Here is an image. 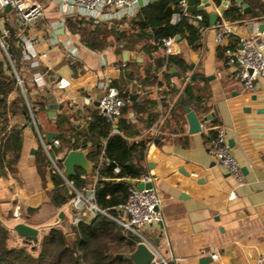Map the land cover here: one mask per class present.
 I'll use <instances>...</instances> for the list:
<instances>
[{
  "label": "crops",
  "instance_id": "0c3cea01",
  "mask_svg": "<svg viewBox=\"0 0 264 264\" xmlns=\"http://www.w3.org/2000/svg\"><path fill=\"white\" fill-rule=\"evenodd\" d=\"M33 1L41 4L45 13L25 32L15 13L0 14L7 20L8 38L12 34L22 36L23 45L25 42L30 51L36 52L34 60L38 62L32 66V61H27L18 72L12 61L17 74L13 69L12 72L16 80L18 76L23 81V88L17 82V87L7 93L10 102L19 88L31 122L27 124L22 116L6 113L3 119L8 121V128L3 133L0 119V153L4 154L0 166V220L15 243L24 244L14 231L20 223L38 229L39 239L51 228L69 232L74 226L71 201L61 208L52 202L51 193L55 189L49 176L42 179L37 154L43 143L51 145L47 133L58 134L56 139L70 137L74 145L85 144L83 151L89 153L82 163L92 179L86 189L93 194L98 179L97 160H101L105 142L88 133V123L99 112L97 104L104 89L113 85L122 94L130 93V99L135 95L131 102L149 104L147 111L139 114L130 105L125 117L132 125L128 142L137 149L146 146L143 160L136 158L135 162L145 168L146 175L154 177L161 200L163 222L140 231L159 256L156 262L259 264L260 258H264V73L254 91H244L226 64L224 48L236 50L241 37L264 35V29L259 30L264 26V0H253V4L244 0L253 9L251 15H245L236 0L246 16L240 21L229 22L220 16L216 26H212L210 14L216 13L221 5L214 0H207L206 10L197 13L208 16V27L187 18L200 28L201 42L198 49H193L186 41L177 40L175 54L181 55L190 71L183 81L172 77L179 88L176 93H167V85L158 83L165 71V67L156 70L157 62L166 56L163 47L146 53L147 41L131 30L132 18L94 24L77 15L69 16L63 0ZM204 1L194 4L190 0L189 6H201ZM224 1L230 6V0ZM176 14L172 17L173 24ZM222 22L232 27L225 45L216 40V29ZM18 45L22 51L20 40ZM8 49L10 52L9 45ZM128 50L141 53L145 62L125 63L122 54ZM0 60L10 64L1 47ZM37 74L42 76L40 85L32 82ZM192 75L194 81L190 79ZM61 81L66 84L63 88ZM187 85H193L199 101L193 99L180 107L177 103ZM187 107L201 120V132L190 133ZM149 113L156 114L157 120L153 121ZM63 118L68 122L60 124ZM20 122L22 146L17 162L11 164L12 173L8 164L16 153L6 138ZM217 126L226 131L228 145L240 166L239 181L209 153ZM65 146L56 157L64 166L63 174L68 171L65 161L73 150ZM17 206L19 219L14 217ZM210 250L217 251L218 260L212 259Z\"/></svg>",
  "mask_w": 264,
  "mask_h": 264
},
{
  "label": "trees",
  "instance_id": "16d2710c",
  "mask_svg": "<svg viewBox=\"0 0 264 264\" xmlns=\"http://www.w3.org/2000/svg\"><path fill=\"white\" fill-rule=\"evenodd\" d=\"M214 1L217 5L223 2V0ZM230 1V6L226 8L223 14L224 20L229 22L244 20L246 16L236 5V0ZM246 1L253 4V0ZM199 2L200 0H191L190 3L199 4ZM181 11L180 0L150 1L147 5L139 8L136 16L130 21L131 30L136 36L147 41L144 47L146 53L152 54L162 48L163 40L166 38H180L179 42L186 41L193 49L200 47L201 30L197 24L187 18H182L176 24L172 23L173 15ZM202 15L203 20L200 25L203 28L208 27V16L204 13ZM19 40V35L15 34L7 38L10 56L18 72L21 65L27 62L22 57V51L18 45ZM150 41H153V43ZM5 61L0 60V96L2 97L0 98V110H2L0 119H2L3 133H6L8 128V121L3 119V115L6 113H12L13 116H22L27 124L31 122L28 106L19 88H17L16 97L10 102L7 100V93L17 87V80L10 64ZM161 67H165L162 79L159 81L157 77L155 78L159 81V85L165 83L168 89L167 93L178 92L177 84L172 83L170 79L178 77L183 81L186 76H189L190 68L187 62L181 55H169L157 62L156 70ZM175 69H180V72L175 73ZM190 79L194 81L193 75ZM122 96L126 101V107L123 108L116 125L100 111L95 112L88 123V133L92 137L105 142L103 160H97L98 163H101V167L95 184L93 202L102 211L114 218L120 217L118 207L128 200L132 188L130 181L140 179L146 175L145 168L135 162L136 158L143 160L146 146L141 145L140 149H137L136 145L128 142L129 129L132 125L125 115L131 107L130 105H132L134 112L139 114L142 110L147 111L149 104L148 101L141 104L137 101L131 102L130 93L122 94ZM193 99L199 101L194 94L193 85H187L182 90V96L177 105L183 107ZM153 105L155 104H150V106ZM153 114L149 113V116L153 118V121H156L157 115ZM67 122L63 118L60 124ZM21 124L20 122L14 125L12 134L6 138L7 141L12 143L16 153L14 159L9 161L8 164L12 173L14 170L11 164L14 165L17 162L22 146L21 132L23 126ZM150 125H152L151 122ZM115 127L119 130V133L113 132ZM59 140L60 146H53L51 150L54 160H56L58 153L66 147L65 144L69 148L74 147L70 137L60 136ZM86 147L85 144L82 145V148ZM3 159L4 154L0 153V166L4 162ZM108 161L109 164H107ZM56 164L63 171L64 166L59 160H56ZM37 167L42 179L45 180L46 176L50 177L55 189L51 193V199L59 208L69 203L74 197V193L66 180L79 190L87 188L92 180L83 165H76L72 170L66 171L64 173L65 180L52 166L43 148L37 154ZM116 167L120 168L118 173L115 172ZM1 173L5 174L3 169ZM71 234H74V237L69 239L68 236ZM15 242L16 240L12 237L10 230L0 220V264H135L125 257L120 258L118 256L134 252L140 239L135 234L126 231L115 220L99 213L89 222L72 226L70 232L58 227L51 228L47 234L39 239L37 244L24 242V244L17 246ZM29 248H31V251ZM153 264L164 263L159 261Z\"/></svg>",
  "mask_w": 264,
  "mask_h": 264
},
{
  "label": "built area",
  "instance_id": "2783aa9c",
  "mask_svg": "<svg viewBox=\"0 0 264 264\" xmlns=\"http://www.w3.org/2000/svg\"><path fill=\"white\" fill-rule=\"evenodd\" d=\"M143 5H147L150 0H142ZM190 0H180L182 11L176 14L174 23L179 22L182 18H189L194 21H202L203 15L188 12ZM64 5L69 9V16L77 15L94 24L103 21L113 22L116 19L133 18L136 16L140 8L139 0H63ZM10 6L11 12L15 13L18 24L25 32L30 29L32 24L41 19L45 13L44 7L33 0H0V14L5 12V8ZM65 21V20H64ZM5 17H0V47L4 50L12 69L17 74L13 65L10 52L8 49L7 38L10 35V30L6 24ZM232 34V27L227 22L218 24L216 29V40L219 44L225 45L228 37ZM22 36L20 44L23 45ZM176 38H166L163 40V49L166 56L175 55L176 53ZM22 47V46H21ZM226 64L232 70L234 80L243 88L244 91L252 92L255 90L257 82L264 73V35L259 37L244 36L239 39V49H231L225 46ZM22 55L24 60L32 61V66H37L38 62L34 60L37 56L36 52L30 51L27 44L24 42L22 47ZM175 82L174 78L170 80ZM17 82L23 88V81L17 76ZM32 82L36 85L42 83V76L35 75ZM65 83L61 81L60 87H65ZM126 107V101L120 90L111 85L104 89V92L99 101V111L114 125L117 124L123 108ZM32 112V110H31ZM114 133H119L115 127ZM53 146H60V140L55 139L53 145L43 143V148L48 155L52 166L64 177L63 172L56 164V160L51 155ZM72 151L82 152L81 144H75ZM209 153L215 158L219 165L236 180H241L240 166L231 152L226 138V131L222 126H217L215 134L210 140ZM103 160V154L101 161ZM109 164V161L107 162ZM101 163L97 164L96 175L98 177ZM120 171L119 167L115 168V172ZM66 180V179H65ZM74 197L71 200V207L74 210L73 225L78 226L81 223L89 222L99 213L110 217L120 224L126 231H129L140 238V242H145L140 231L147 226L163 222L164 215L160 208L161 200L158 191L155 187V179L151 175H145L137 182L143 184H152L150 189L139 190L136 187L130 189L128 200L125 204L118 207L120 217H111L106 212L102 211L94 202L93 194L88 195L86 188L77 189L74 185L66 180ZM14 217L20 218V207L17 206L14 211ZM146 243V242H145ZM147 244V243H146ZM210 256L213 260H218L217 251L210 250ZM164 263V262H163ZM165 264V263H164ZM259 264H264V258H260Z\"/></svg>",
  "mask_w": 264,
  "mask_h": 264
},
{
  "label": "water",
  "instance_id": "95a60500",
  "mask_svg": "<svg viewBox=\"0 0 264 264\" xmlns=\"http://www.w3.org/2000/svg\"><path fill=\"white\" fill-rule=\"evenodd\" d=\"M150 1L157 2L159 0H150ZM237 3L242 7L243 13L245 15L253 14V9L244 0H237ZM139 5L143 6L142 0H139ZM208 6L209 3L207 2V0H205L203 5L189 6L187 10L192 14H197L200 12H204ZM227 6H228V2L224 1L218 7V11L216 13L210 14V24L212 26H216V24L219 22L220 16H223ZM11 10L12 8L10 6H7L5 8V12H10ZM263 29L264 26H261L259 28L261 32ZM177 40L179 41L180 38H178ZM122 57L125 63L143 64L145 62L144 57L141 55V53L137 51H131V50L124 51ZM135 98H136L135 95H131L132 100H134ZM97 105H99V103ZM185 111L187 113V121L189 124L190 133L201 132L202 124L197 114L188 107L185 109ZM46 136L48 138L49 143L52 144L53 141L58 137V134L47 133ZM88 153H89L88 150H85L83 152H76V151L70 152L65 161V165L67 169L72 170L76 165H83L82 163L83 158L87 156ZM130 182L133 186H136V188L139 190L150 189L153 187L152 184H143L142 182H137L135 180H131ZM90 194L92 193L88 192V195ZM61 218H63V214L61 215ZM14 231L17 233V235L20 238L24 240L25 243L37 244L39 242V230L32 226L20 223L14 227ZM72 237H74V234L68 236L69 239ZM118 257L120 258L125 257L126 259L133 261L135 264H153L156 262L157 258H159L157 253L152 248H150L148 244H146L145 242H140L134 252L125 255H119Z\"/></svg>",
  "mask_w": 264,
  "mask_h": 264
},
{
  "label": "rangeland",
  "instance_id": "374dc122",
  "mask_svg": "<svg viewBox=\"0 0 264 264\" xmlns=\"http://www.w3.org/2000/svg\"><path fill=\"white\" fill-rule=\"evenodd\" d=\"M70 231H71V230H70ZM70 231H69V232H70ZM71 235H72V234H71ZM72 238H73V237H72ZM19 245H21V244H17V246H19ZM29 250L31 251V248H29Z\"/></svg>",
  "mask_w": 264,
  "mask_h": 264
}]
</instances>
